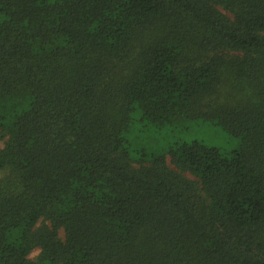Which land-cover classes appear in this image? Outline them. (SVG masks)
Masks as SVG:
<instances>
[{
	"label": "trees",
	"instance_id": "1",
	"mask_svg": "<svg viewBox=\"0 0 264 264\" xmlns=\"http://www.w3.org/2000/svg\"><path fill=\"white\" fill-rule=\"evenodd\" d=\"M0 139V264H264V0H0Z\"/></svg>",
	"mask_w": 264,
	"mask_h": 264
},
{
	"label": "rangeland",
	"instance_id": "2",
	"mask_svg": "<svg viewBox=\"0 0 264 264\" xmlns=\"http://www.w3.org/2000/svg\"><path fill=\"white\" fill-rule=\"evenodd\" d=\"M138 140L148 152H160L165 150L164 148L169 144L178 141L191 142L193 140L203 141L209 147L218 148L225 152L233 151L239 146L238 139L228 135L219 126L202 122L193 123L188 127H177L160 134L146 133L144 136L136 137L134 140L136 145ZM3 146L4 141L0 139V150ZM186 176L191 180L194 179L189 174H186ZM38 253L39 251L33 252L30 258H34Z\"/></svg>",
	"mask_w": 264,
	"mask_h": 264
}]
</instances>
